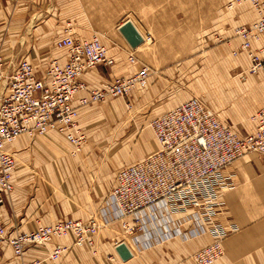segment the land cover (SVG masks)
Returning <instances> with one entry per match:
<instances>
[{
	"label": "crops",
	"instance_id": "1",
	"mask_svg": "<svg viewBox=\"0 0 264 264\" xmlns=\"http://www.w3.org/2000/svg\"><path fill=\"white\" fill-rule=\"evenodd\" d=\"M228 1L0 0V58L9 68L27 59L40 73L51 59L65 63L67 50L58 48L56 41L64 36V29L71 22L77 38L90 39L99 34L109 55L115 58V64H99L81 76L80 80L90 88H99L117 77L132 76L143 64L151 68L147 88L135 89L131 97L108 98V110L115 107L122 114L125 104L136 103L160 115L193 97L182 92L184 81L175 79L188 74L194 66V60L186 53L190 46L185 44L203 36L206 40L221 36L227 41L221 45L223 52L218 51L221 55L226 53L223 57L232 58L236 65L229 68L231 74L244 79L233 77L232 84L238 92L245 91L249 107L256 109H250V116L245 119L231 116L230 111L220 115L241 135H248L257 127L250 117L264 107V73L249 72L250 59L244 53L234 56L232 49L239 44L235 27L252 23L256 15L248 4L230 11L226 7ZM129 19L141 33L152 34L151 45L130 46L120 31ZM263 43L264 36L255 47ZM131 50L137 63L128 60ZM3 87L0 82V96ZM86 94L80 92L74 104L78 105ZM96 105L81 108L78 123L91 139L79 149L54 130L34 137L23 134L16 139L10 146L17 162L15 188L0 205V216L11 233L26 232L35 224L64 218L94 219L99 224L95 244L77 246L72 236L54 238L44 246L29 247L21 259L14 256L10 245L0 244V264H197L192 256L212 243L214 236L210 232L188 240L170 238L145 247L142 234H127L110 215L106 220L118 170L157 150L158 143L147 132L131 156L125 144L116 147L119 131L113 135L102 133L107 141L98 138L100 134L96 136L91 126L103 121L105 115L94 113ZM222 175L232 186L223 192L220 220L231 224L233 231L223 242L224 257L214 264H264V154L246 153ZM120 242H126L132 252L128 260H123L116 249ZM58 245L67 249L60 259L52 261L49 257Z\"/></svg>",
	"mask_w": 264,
	"mask_h": 264
},
{
	"label": "built area",
	"instance_id": "2",
	"mask_svg": "<svg viewBox=\"0 0 264 264\" xmlns=\"http://www.w3.org/2000/svg\"><path fill=\"white\" fill-rule=\"evenodd\" d=\"M244 4L250 6L256 18L235 27L239 44L232 54H246L251 61L249 72L264 73V43L255 47L264 36V0H229L226 7L231 11ZM143 37L144 44L153 42L151 33ZM56 46L67 50L66 62L51 59L42 73L27 59L9 68L0 58V82L4 84L0 96V205L15 188L17 162L10 146L18 137L45 135L54 130L79 149L87 140L78 123L81 108L148 87L151 68L145 64L134 75L117 77L99 88H90L80 80L99 64H115L99 34L90 39L77 38L68 22ZM128 60L138 62L134 50L128 53ZM80 92L87 94L75 105ZM250 120L257 124L255 132L241 135L197 96L153 117L149 126L158 149L118 170L106 220L110 215L127 234H142L145 247L210 232L214 240L194 253L193 260L197 264H214L223 258V242L233 228L220 220L223 192L232 186L222 173L246 153L264 154V107ZM98 232L99 224L94 219L64 218L11 233L0 216V244L10 245L18 259L29 247L44 246L54 238L72 236L77 246H93ZM66 249L67 246H56L50 260L60 259Z\"/></svg>",
	"mask_w": 264,
	"mask_h": 264
},
{
	"label": "rangeland",
	"instance_id": "3",
	"mask_svg": "<svg viewBox=\"0 0 264 264\" xmlns=\"http://www.w3.org/2000/svg\"><path fill=\"white\" fill-rule=\"evenodd\" d=\"M142 35L144 34L142 33ZM226 41L225 38L215 35L212 39L206 40L203 36L201 39H198L197 42L185 44L190 46V49L186 53L194 60V66H191L188 74L176 76L175 79L177 81L180 79L184 81L182 92L188 93L190 96L204 98L208 104L218 112L222 120L225 119L220 115L223 111H230L231 116H238L242 119L249 118V114L251 113H249L250 109L255 110L256 108L249 107L248 102H246L247 95L245 96V91L238 92L236 86L232 84L233 77L244 80L243 76L231 74L229 68L236 65L232 63V58H228L227 56L223 57L226 53L221 55L218 51L219 49L223 52L221 50V45ZM153 42H148L143 45L147 47ZM132 95L131 93L130 97ZM114 100H111V104ZM252 102L253 101H251V103ZM108 103L110 102L99 103L96 105L97 107L94 108V113L105 115L104 119H102L103 121L91 126L95 129L94 134L96 136L100 134L98 138L106 140L105 135H102V133L113 135V133L116 134V132L118 133L119 131L120 136L117 139L116 147H121L125 144L131 156L136 152L139 142L144 140V136L147 132L150 133L152 138H155L153 130L149 126L150 120L157 116L152 110L142 108L136 103L131 105L130 102H128L130 105H124V113L118 114L117 109H114L115 107L112 108V110H108L106 106ZM107 114H109V116L114 115V118L107 117ZM103 128L104 130H102ZM87 138L83 146L89 143L91 139L90 135L89 137L87 136ZM107 144L108 142H106V145ZM35 226H37V224H35Z\"/></svg>",
	"mask_w": 264,
	"mask_h": 264
},
{
	"label": "water",
	"instance_id": "4",
	"mask_svg": "<svg viewBox=\"0 0 264 264\" xmlns=\"http://www.w3.org/2000/svg\"><path fill=\"white\" fill-rule=\"evenodd\" d=\"M120 31L131 47L137 48L138 46L143 44L144 37L132 20H127L120 27ZM116 249L123 260H128L132 257V252L130 251L126 242H120L117 245Z\"/></svg>",
	"mask_w": 264,
	"mask_h": 264
},
{
	"label": "bare ground",
	"instance_id": "5",
	"mask_svg": "<svg viewBox=\"0 0 264 264\" xmlns=\"http://www.w3.org/2000/svg\"><path fill=\"white\" fill-rule=\"evenodd\" d=\"M143 36H144V35H143ZM141 45H142V44H141ZM141 45H140V46H141ZM138 47H139V46H138ZM138 47H137V48H138Z\"/></svg>",
	"mask_w": 264,
	"mask_h": 264
}]
</instances>
